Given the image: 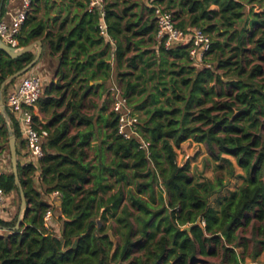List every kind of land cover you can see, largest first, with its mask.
<instances>
[{
  "label": "trees",
  "instance_id": "obj_1",
  "mask_svg": "<svg viewBox=\"0 0 264 264\" xmlns=\"http://www.w3.org/2000/svg\"><path fill=\"white\" fill-rule=\"evenodd\" d=\"M37 1L20 44L41 39L51 54L59 52V83L32 107L35 127L47 132L38 161L23 160L26 144L13 125L28 208L17 230L18 216L0 214V264L255 262L264 253V10L254 7L264 0H150L149 16L138 21L128 15L129 3L122 9L120 0H105L114 52L88 0L76 2L81 13L56 33L38 15ZM157 7L172 12L179 29L209 35L201 64L189 45L165 47ZM151 43L157 49H144ZM34 57L13 59L0 50V88ZM114 71L138 116L129 139L113 109ZM20 79L7 85L5 103ZM94 80L101 84L92 86ZM9 137L0 112V158L7 147L10 155ZM190 139L206 145L213 178H197L190 164L178 163L177 149ZM236 178L242 183L223 195ZM0 186L7 196L20 192L13 172H2ZM55 192L60 230L45 224ZM200 219L204 227L196 225Z\"/></svg>",
  "mask_w": 264,
  "mask_h": 264
},
{
  "label": "built area",
  "instance_id": "obj_2",
  "mask_svg": "<svg viewBox=\"0 0 264 264\" xmlns=\"http://www.w3.org/2000/svg\"><path fill=\"white\" fill-rule=\"evenodd\" d=\"M5 0H0V8ZM34 0H22L21 8L10 13V20L4 15L0 18V38L9 46L16 49L22 48L20 44V34L29 13L32 11ZM88 8L91 12H98L101 15L102 22L99 26L101 34L108 36V27L105 20V0H88ZM155 16L158 27V37L164 41L167 49L179 44L190 46L191 59L201 64L204 57L211 48V38L200 28H192L190 31H183L176 26L172 12L165 11L160 7L155 10ZM44 94V79L37 72L27 73L18 84L7 95L6 107L12 118V128L14 123L20 129L22 139L26 144L24 150L25 161H38L44 154V139L47 136L45 130H39L35 127L32 107L41 99ZM113 109L119 114V133L126 139L136 135V124L138 116L133 114L128 101L120 93L113 94ZM2 171L0 170V175ZM55 195H59L55 192ZM8 196L0 186V214L7 207ZM53 209H49L45 215V224L50 227L53 222Z\"/></svg>",
  "mask_w": 264,
  "mask_h": 264
},
{
  "label": "crops",
  "instance_id": "obj_3",
  "mask_svg": "<svg viewBox=\"0 0 264 264\" xmlns=\"http://www.w3.org/2000/svg\"><path fill=\"white\" fill-rule=\"evenodd\" d=\"M79 0H39L36 2V9H38V15L40 17H43L45 22L47 23L49 29L52 32H57L61 26L62 23H64L65 27L70 26L72 19L79 13H81V8H77L76 6V2ZM139 1V0H138ZM144 4H141V2H137V1H133V0H120V8H124L123 4L129 3V12L128 15H133V20L134 21H138V17H142L143 20H145L149 14H150V8L151 4H150V0H143ZM17 0H6L3 4V7H5L6 13L4 15V17L8 20H10V13H15L17 12L21 6H22V0L19 6L16 5ZM35 4V3H34ZM17 6V7H16ZM132 17V16H131ZM139 38H137L138 40ZM41 40V39H40ZM106 42H109L112 46V52L115 51L116 48V44H115V40H113L110 36H106ZM44 52L39 64V67H42V70H44V73L46 74V78H50L48 80V82L46 83V85H44V92L47 88H52L54 86H57L59 83V73H60V60H59V56L60 53L57 52L56 54H51L52 52V47L49 43H44ZM144 49H146V47H144ZM38 52V49L36 48L33 53ZM82 58H84V56H82ZM116 61L113 58L111 60V65L115 66ZM67 68V67H66ZM65 69V68H64ZM37 73H41L39 72L40 69H36L34 70ZM45 76V75H44ZM101 84V80H94L91 81V85L95 86ZM46 86V87H45ZM112 87H113V93L119 91V82H118V78H117V72L114 71L113 72V76H112ZM14 89V87H11L10 91H12ZM108 98V95L104 97V99ZM103 100H97L96 98H94V100L96 101V103H102L104 102ZM37 109V113L39 115H41L42 118H45V115L42 114L40 112V110L38 108ZM24 152V151H23ZM25 154V152L23 153ZM23 160L25 161V156L23 157ZM238 172L242 173L241 170H238ZM12 196H8V203L9 201H11ZM57 203V206L60 203V199H59V195H54V197L51 199V203L53 202ZM54 204V203H53ZM55 205V204H54ZM58 224H56L57 226ZM62 225L57 226V229L59 228V230L61 229ZM261 259H264V253L262 254ZM260 264V263H259Z\"/></svg>",
  "mask_w": 264,
  "mask_h": 264
},
{
  "label": "rangeland",
  "instance_id": "obj_4",
  "mask_svg": "<svg viewBox=\"0 0 264 264\" xmlns=\"http://www.w3.org/2000/svg\"><path fill=\"white\" fill-rule=\"evenodd\" d=\"M133 1H137V2L140 1L141 4H144L143 0H139V1L133 0ZM20 3H21V0H17L16 5L19 6ZM251 8H252V5L247 6L248 10H250ZM254 10L256 12H261L264 10V7H262L261 5L258 4L254 7ZM157 47H158L157 44L151 43L146 48L154 51L155 49H157ZM34 54H35V52H34ZM40 61L32 70H30V73H32L34 70L39 68L40 69L39 72H41L39 74L42 75V77L44 79V85H46V83L48 82V80L50 78H46V74L44 73V70H42V67H39ZM10 89H9V92H10ZM116 93L114 92L113 94H116ZM98 105L100 106L101 103H98ZM131 108L133 110V107H131ZM90 110H91V113L96 114L98 111V108H93L90 106ZM177 153H178V158H177L178 163L180 165L190 164L191 172L197 178L203 179V177H207V178H213L214 177V167L206 161V157H207L208 153H207V148H206L205 144H198L194 140L190 139V140L184 142L181 145V147L177 149ZM8 154H9V149L7 147L4 154L0 158V170L2 172L10 173V172H12V165L10 162V155H8ZM241 183H242V179H240V178H236V179L232 180L230 187L223 193V195L229 193L232 190H235ZM19 194H20V192H14L12 194V197H11L12 199H11V201H9V203H7V207L4 210V212L8 215V218L10 220L15 219L16 216H18V217L21 216V197ZM216 199H217V196L212 199V202L214 205H216V201H217ZM53 203L56 205V206L54 205V210H53V213H54L53 222L55 225L58 224V226H59V225H61V223L58 222L59 217H60V210L57 207V203L56 202H53ZM0 233H3V232L0 231ZM261 257H262V255L255 262H251L248 259V264H259V263L264 264V259H261Z\"/></svg>",
  "mask_w": 264,
  "mask_h": 264
},
{
  "label": "water",
  "instance_id": "obj_5",
  "mask_svg": "<svg viewBox=\"0 0 264 264\" xmlns=\"http://www.w3.org/2000/svg\"><path fill=\"white\" fill-rule=\"evenodd\" d=\"M2 11H3V4L0 8V18L2 16ZM36 48L38 49V52L36 53L34 59L28 65H26L24 68L16 71L15 73L11 74L10 76H8L5 79V81L2 83L1 88H0V112H1L2 116L4 117V119L8 125V129H9V133H10L9 147H10V160H11V165H12V172H13V175L15 177V183L20 190V197H21V216L19 217L18 223L14 228L16 230L20 228L21 223L24 219L25 212L28 208V201H27V197L25 195L24 187L22 186L20 176H19L17 136L15 135L14 130H13L12 125H11L12 118L8 112L7 107H6V103L4 100V91H5L8 84H10L12 81H15V80L25 76L27 73L30 72V70H32L39 63V61L42 58L43 52H44V44H43L42 40L38 39V40L31 42L27 46H24L20 49H16V48L11 47L8 44H6L0 38V50L5 52L9 57H11L13 59H17V58L23 56L24 54H27L29 52H33ZM196 225L204 227L202 219H200ZM192 228H193V226L190 225V226H186L184 228V230L191 232ZM108 235L111 237L112 241L116 245L117 239L114 237L113 232L110 231L108 233Z\"/></svg>",
  "mask_w": 264,
  "mask_h": 264
}]
</instances>
